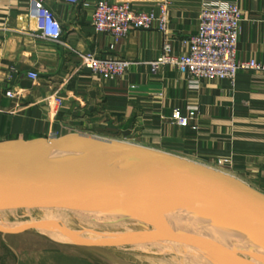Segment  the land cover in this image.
I'll list each match as a JSON object with an SVG mask.
<instances>
[{
    "label": "crops",
    "instance_id": "0c3cea01",
    "mask_svg": "<svg viewBox=\"0 0 264 264\" xmlns=\"http://www.w3.org/2000/svg\"><path fill=\"white\" fill-rule=\"evenodd\" d=\"M98 1L43 0L62 27L56 41L37 28L31 0H0V142L75 132L124 140L218 168L264 192V73L240 71L233 84L197 81L169 65L154 71L163 34L132 30L111 46L113 38L92 25ZM109 1L156 14L166 3L167 33L177 53L188 51L183 40L197 33L203 2ZM235 1L243 15L238 59L264 62V0ZM87 51L130 65L121 77L94 74L83 64ZM30 71L39 74L37 81L27 77ZM11 88L17 96L7 95ZM175 108L185 116L194 112L189 127L171 122ZM9 248L15 264H24L16 246Z\"/></svg>",
    "mask_w": 264,
    "mask_h": 264
},
{
    "label": "water",
    "instance_id": "95a60500",
    "mask_svg": "<svg viewBox=\"0 0 264 264\" xmlns=\"http://www.w3.org/2000/svg\"><path fill=\"white\" fill-rule=\"evenodd\" d=\"M46 208L137 226L70 230L61 217L54 215L61 225L46 218ZM0 214L32 220L19 230H41L55 240L47 228H61L70 238L59 241L75 245L127 239L207 264H264V244L223 237L228 228L264 239V192L218 168L124 140L75 132L0 142ZM214 221L225 228H210Z\"/></svg>",
    "mask_w": 264,
    "mask_h": 264
},
{
    "label": "built area",
    "instance_id": "2783aa9c",
    "mask_svg": "<svg viewBox=\"0 0 264 264\" xmlns=\"http://www.w3.org/2000/svg\"><path fill=\"white\" fill-rule=\"evenodd\" d=\"M77 3L79 0H68ZM31 17L35 20L41 34L53 40H60L62 27L43 0H31ZM159 13L136 9L130 2L114 3L100 0L95 6L92 25L96 32H105L113 38L114 43L129 35L132 30H149L156 28L164 36L160 56L151 62L154 71L159 66L169 65L185 72L191 79L215 80L227 79L233 84L240 71L254 70L264 73V62L251 58L238 59V42L242 23V10L235 0H203L198 31L183 40L188 51L177 53L168 36V5H159ZM83 64L94 74L121 77L130 65L125 59L113 56H101L96 52L81 53ZM27 77L32 81L39 79V74L30 71ZM10 97L17 96L14 88L7 91ZM61 98L57 102H61ZM194 112L185 116L179 108L173 110L171 122L181 127H189L195 118ZM193 128H197L193 125ZM222 162V161H220Z\"/></svg>",
    "mask_w": 264,
    "mask_h": 264
},
{
    "label": "rangeland",
    "instance_id": "374dc122",
    "mask_svg": "<svg viewBox=\"0 0 264 264\" xmlns=\"http://www.w3.org/2000/svg\"><path fill=\"white\" fill-rule=\"evenodd\" d=\"M219 163L221 164L222 162L219 161ZM54 209L46 208L42 210L45 212L43 215L45 214L46 218L54 221L56 225L61 224L59 219L56 220L54 218V215L56 218L57 216L61 217V219L63 218L62 220L69 225L70 230H82L83 226L87 229L112 231L137 226L133 224V221L113 224L102 220L89 219L85 216H68L69 213H61L62 211ZM50 213L53 215H50ZM62 214L65 215V218ZM1 218L0 264L16 263L15 255L9 248V245L16 246L17 250L22 253L24 264H157V262L162 264H177L180 261L179 257L174 254L163 252L162 248L158 245L144 247L140 243L127 242V239H122L110 245H75L59 241L60 239L66 240L67 238L63 239L59 237V240H55L34 229L19 230V228L23 227L19 222L25 219L8 217V215L3 216L4 220H1ZM8 226L11 228H8ZM55 228L60 229V232L66 235L69 234L61 228ZM16 230L18 231L15 232ZM72 235L89 238L94 234L88 231H75ZM230 239H234V237ZM251 241L254 243V240L249 239L237 240L240 244H248ZM47 247L53 250L39 252L40 248ZM203 262L207 263V261Z\"/></svg>",
    "mask_w": 264,
    "mask_h": 264
},
{
    "label": "bare ground",
    "instance_id": "6f19581e",
    "mask_svg": "<svg viewBox=\"0 0 264 264\" xmlns=\"http://www.w3.org/2000/svg\"><path fill=\"white\" fill-rule=\"evenodd\" d=\"M59 202H62V201H59ZM87 202H90V201H87ZM64 203H66V204H68L67 202H65L64 201ZM0 215H3V214H0ZM3 218H1V220H2ZM215 223H213V224H211V223H208V224H210V225H208L210 228H221V229H224L225 227H223V226H219V224L218 225H216V223H217V221H214ZM34 223L35 222H33L32 220H22V221H20L19 222V224L20 225H23V226H33L34 225ZM35 225H37V224H35ZM13 227V226H12ZM15 227V226H14ZM50 227V226H49ZM8 228H11V227H9L8 226ZM7 228V229H8ZM6 229V230H7ZM14 229V228H13ZM6 230H5V232H6ZM47 230L49 231V232H51V233H53L54 235H56V236H58V237H60V238H70V237H68L65 233H62V232H60V229L58 230V229H56L55 227H50L49 229L47 228ZM225 230L226 231H223L224 232V235H223V237L225 238V239H229L230 240V238L231 237H234V239H231V240H233V241H237L238 239H240V240H244V239H249V240H254V243H258V244H264V239L263 238H261L260 240H256L255 238H249V237H246V236H244L242 233H240V232H236L235 230H233V229H228V228H225ZM18 230H16L15 232H17ZM37 231V230H36ZM39 232H41V233H43L41 230H39ZM229 237V238H228ZM65 241V240H64ZM185 252V251H184ZM187 252V251H186ZM180 259V261L177 263V264H207V263H203V261H199V259H193V258H190L189 260L188 259H184V258H179ZM157 264H162V263H160V262H157Z\"/></svg>",
    "mask_w": 264,
    "mask_h": 264
}]
</instances>
